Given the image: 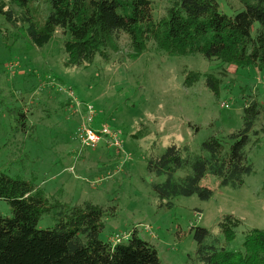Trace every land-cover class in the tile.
<instances>
[{"label": "rangeland", "instance_id": "rangeland-1", "mask_svg": "<svg viewBox=\"0 0 264 264\" xmlns=\"http://www.w3.org/2000/svg\"><path fill=\"white\" fill-rule=\"evenodd\" d=\"M218 1L226 13L232 12L229 3L237 5L235 0ZM167 5L168 0H155L154 20ZM61 46L59 32L41 47L12 37L0 14L1 170L32 181L63 204L88 200L107 209L100 238L108 241L136 230L155 246L162 264H199L192 227L207 228L208 241L218 236L221 244L222 216L240 220L228 248H241L245 230H264V68L224 66L200 53L167 55L152 40L135 51L125 35L112 42L106 56L67 67ZM209 79L217 83L215 91L207 85ZM250 96L263 109L253 125L258 134L251 135L247 146L253 171L243 183L222 186L207 174L201 185L212 190L208 199L177 196L171 206L159 205L152 183L164 175L148 170L150 156L161 155L170 144L207 155L205 139L242 127ZM91 107L93 128L107 124L119 132L115 148L106 138L95 149L74 138L91 118ZM20 115L27 131L18 129ZM188 172L189 167L182 168L174 176ZM0 214H11L1 199ZM53 224L50 215H43L37 227Z\"/></svg>", "mask_w": 264, "mask_h": 264}, {"label": "trees", "instance_id": "trees-1", "mask_svg": "<svg viewBox=\"0 0 264 264\" xmlns=\"http://www.w3.org/2000/svg\"><path fill=\"white\" fill-rule=\"evenodd\" d=\"M235 1L236 6L228 4L232 12L226 13L218 0H168L157 20L155 0H0V14L12 37H24L32 46L49 44L59 32L67 67L86 66L96 55L106 56L112 42L125 35L135 51H143L152 40L167 55L200 53L224 66L263 69L264 0ZM207 85L215 91L217 83L209 79ZM247 100L242 127L225 137L205 139L202 149L207 155L170 144L161 155L150 156L148 170L164 175L163 181L152 183L159 205L169 207L177 196L208 199L212 190L201 185L207 174L222 186L243 183L253 171L247 146L251 135L258 134L253 125L263 109L253 96ZM22 117L18 129L27 131ZM186 167L190 172L174 176ZM50 198L32 181L0 169V199L11 213L0 214V264H162L155 246L136 230L125 233L123 241L102 240L107 209L88 200L66 205ZM43 215L53 218L51 227H37ZM239 223L231 214L219 219L221 244L218 236L208 241L207 228L192 227L198 263L264 264V230L247 229L241 248L227 247Z\"/></svg>", "mask_w": 264, "mask_h": 264}, {"label": "built area", "instance_id": "built-area-1", "mask_svg": "<svg viewBox=\"0 0 264 264\" xmlns=\"http://www.w3.org/2000/svg\"><path fill=\"white\" fill-rule=\"evenodd\" d=\"M93 111V107L90 108ZM87 113V112H86ZM94 111L90 114L91 118L87 121L85 126H79L75 132L74 138L78 140L84 147L95 149L100 143L102 138H106L108 146L116 147L119 144V132L114 129H110L107 124H102L98 129L92 127ZM112 132H109V130ZM127 238V234L116 235L112 237L110 241L112 243L119 242L120 240Z\"/></svg>", "mask_w": 264, "mask_h": 264}]
</instances>
